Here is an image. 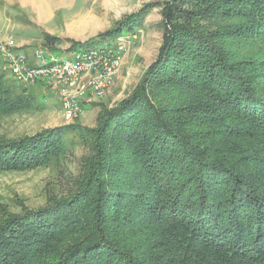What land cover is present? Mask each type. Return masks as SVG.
<instances>
[{
  "label": "trees",
  "instance_id": "1",
  "mask_svg": "<svg viewBox=\"0 0 264 264\" xmlns=\"http://www.w3.org/2000/svg\"><path fill=\"white\" fill-rule=\"evenodd\" d=\"M157 6L156 58L93 126L0 137V172L87 149L66 194L0 205V264H264V0L145 2L67 50L113 44ZM5 72L0 116L33 108Z\"/></svg>",
  "mask_w": 264,
  "mask_h": 264
},
{
  "label": "rangeland",
  "instance_id": "2",
  "mask_svg": "<svg viewBox=\"0 0 264 264\" xmlns=\"http://www.w3.org/2000/svg\"><path fill=\"white\" fill-rule=\"evenodd\" d=\"M19 1L0 0V40L11 38L28 56L34 48L40 47L45 52L70 59L68 39L85 40L111 27L116 20L139 9L145 2L165 0H64L62 4L49 0L53 12L57 7H62L60 12L56 10L54 20L45 19L40 7L30 5L32 1L38 0ZM161 19V6H157L146 13L142 25L132 31L122 30L121 34L135 32L137 36L121 52V64L111 86L104 97L85 102L83 113L73 121H67L64 117L56 95L49 86L41 82L29 86L19 85L12 80V74L8 73L7 80L15 83L20 91L24 90L33 96L35 106L0 116V137L31 135L45 128L73 122L93 126L99 104L112 106L126 97L156 58L162 42ZM46 33L50 35L47 39ZM54 36L60 39H54ZM2 65L0 63L3 69ZM86 152L85 147L78 145L72 155L60 160L59 164L23 171H1L0 205L13 212H20L24 207L36 208L49 199L66 194L73 188L80 159Z\"/></svg>",
  "mask_w": 264,
  "mask_h": 264
},
{
  "label": "built area",
  "instance_id": "3",
  "mask_svg": "<svg viewBox=\"0 0 264 264\" xmlns=\"http://www.w3.org/2000/svg\"><path fill=\"white\" fill-rule=\"evenodd\" d=\"M137 34H120L113 44L72 51L66 59L34 48L30 56L11 38L0 40V63L19 85L49 86L67 121L83 113L85 102L104 97L121 64V52ZM16 47V48H14Z\"/></svg>",
  "mask_w": 264,
  "mask_h": 264
},
{
  "label": "crops",
  "instance_id": "4",
  "mask_svg": "<svg viewBox=\"0 0 264 264\" xmlns=\"http://www.w3.org/2000/svg\"><path fill=\"white\" fill-rule=\"evenodd\" d=\"M19 1V0H18ZM55 1V3L56 4H62L63 3V1L64 0H54ZM20 2V1H19ZM50 1L49 0H38V1H36V2H34V1H32V3L30 4V5H32V4H35L34 5V7H40L42 10H43V12H44V15H45V19H47V20H54V17L56 16V10L58 9L59 10V12H60V9L62 8V7H57L56 8V10L53 12V10L50 8V6H49V3ZM33 6V5H32ZM59 16V15H58ZM98 33V32H97ZM96 33V34H97ZM96 34H94V35H96ZM94 35H91V36H89L88 38H90V37H93ZM88 38H86V39H88ZM85 39V40H86ZM2 40V39H1ZM4 40V39H3ZM74 40H76V39H74ZM77 41H84V40H77ZM20 45H22L23 46V43H21ZM18 48H20L19 46H18ZM21 49V48H20ZM22 50V49H21Z\"/></svg>",
  "mask_w": 264,
  "mask_h": 264
}]
</instances>
